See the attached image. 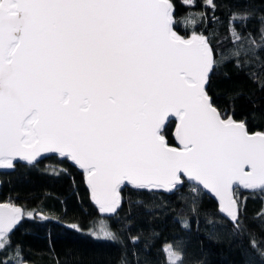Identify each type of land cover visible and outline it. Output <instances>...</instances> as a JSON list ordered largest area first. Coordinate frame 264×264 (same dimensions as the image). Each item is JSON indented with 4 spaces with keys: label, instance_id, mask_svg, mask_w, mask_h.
Returning a JSON list of instances; mask_svg holds the SVG:
<instances>
[{
    "label": "snow or ice",
    "instance_id": "snow-or-ice-1",
    "mask_svg": "<svg viewBox=\"0 0 264 264\" xmlns=\"http://www.w3.org/2000/svg\"><path fill=\"white\" fill-rule=\"evenodd\" d=\"M257 12L264 7L238 9L233 46L218 52L208 35L176 30L175 0H0V169L58 154L84 171L102 214L118 213L122 186L172 194L191 183L193 194H214L221 219L244 233L235 186L264 191V131L218 107L209 86L228 63L244 73L243 57L264 53V16L258 31L246 32ZM257 85L264 92V80ZM41 218L0 203V264H25L13 237ZM255 251L264 259V248ZM166 256L185 264L171 247Z\"/></svg>",
    "mask_w": 264,
    "mask_h": 264
},
{
    "label": "trees",
    "instance_id": "trees-1",
    "mask_svg": "<svg viewBox=\"0 0 264 264\" xmlns=\"http://www.w3.org/2000/svg\"><path fill=\"white\" fill-rule=\"evenodd\" d=\"M214 2L217 7L212 9L206 0H195V6L175 0L179 21L176 30L184 36L193 30L202 32L210 37L218 52H226L233 46L230 32L238 9H259L264 2ZM201 14L206 18L203 23ZM261 16L264 13H256L255 20L247 23L246 32L260 29L256 21ZM236 28L245 31L243 22L237 23ZM243 59L248 61L245 72L238 73L228 63L212 76L209 93L218 107L245 121L250 131H264V92L257 85L264 80V53H260V58ZM193 186L186 182L172 194L122 187V207L118 213L103 217L89 202L82 174L64 158L49 155L33 165L16 162L12 170L1 171L0 201L13 202L28 212L47 217L26 223L13 237L23 246L25 261L32 264H121L122 260L127 264H145L146 260L168 264L162 248L165 244L180 254L185 264L197 259L206 260L207 264H264L255 251L257 247L264 248V191L235 188L247 218L246 231L238 234L218 215L214 200L203 191L193 194ZM96 218L106 221L108 231L117 237L114 242L95 238L87 231ZM72 225L77 227L73 229Z\"/></svg>",
    "mask_w": 264,
    "mask_h": 264
},
{
    "label": "water",
    "instance_id": "water-1",
    "mask_svg": "<svg viewBox=\"0 0 264 264\" xmlns=\"http://www.w3.org/2000/svg\"><path fill=\"white\" fill-rule=\"evenodd\" d=\"M191 34H192V33L186 35L185 37H188V36H190ZM234 119H235V118H234ZM236 120H237V121H241V120H239V119H236ZM173 127H174V123H173V125H172V128H173ZM257 131H261V130H252L251 132H257ZM49 155H54V156H56L57 158L63 159V158L59 157L58 154H50V153H46V154H42L41 157L38 158V160L41 159V158H43V157L49 156ZM64 159H65V160H66L71 166H73L77 171H79V172L82 174V181H83L84 187H85V189H86V192H87V195H88L89 202L91 203V205H92V206L94 207V209L96 210L97 215H99V216H103V217H109V216H112L113 214H109V213H104V214H102V213H100V211H99V206L96 205L95 202H94V201L92 200V198H91V192H90V189H89V187H88V185H87V183H86V176H85L84 171H83L82 169H80L77 165H75L72 161H70V160H68V159H66V158H64ZM17 162H19V161H17ZM21 163L27 164V162H21ZM10 170H12V169H0V172H1V171H10ZM122 187H129V188H132L131 186H122ZM235 188H237V189H239V190H242V191H253V190H246V189H243V188L240 187V186H235ZM132 189H133V188H132ZM201 191H203L207 196H209L211 199L214 200V202L216 203L217 211H218V198H216V197L214 196V194L209 193L207 190H201ZM160 192H163V193L168 194L167 192H164V191H160ZM0 203H9V202H7V201H0ZM18 206H20V205H18Z\"/></svg>",
    "mask_w": 264,
    "mask_h": 264
},
{
    "label": "rangeland",
    "instance_id": "rangeland-1",
    "mask_svg": "<svg viewBox=\"0 0 264 264\" xmlns=\"http://www.w3.org/2000/svg\"><path fill=\"white\" fill-rule=\"evenodd\" d=\"M107 230V225H106V221L103 218H96L93 222V224L87 229V231L93 236V232H95L97 235H101L103 234V232ZM163 251L165 254V258L168 260L169 258L166 256V251L167 249H169L170 247L168 245H163ZM25 264H32L30 262L25 261Z\"/></svg>",
    "mask_w": 264,
    "mask_h": 264
}]
</instances>
